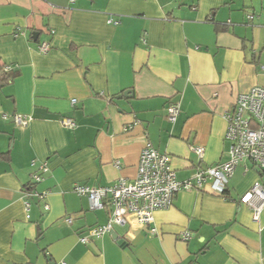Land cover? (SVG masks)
<instances>
[{
	"label": "crops",
	"instance_id": "crops-1",
	"mask_svg": "<svg viewBox=\"0 0 264 264\" xmlns=\"http://www.w3.org/2000/svg\"><path fill=\"white\" fill-rule=\"evenodd\" d=\"M0 64L13 75L0 86V264H264V208L254 221L240 201L264 186L249 162L226 198L181 191L149 226L113 225L117 239L81 242L110 210L73 192L134 180L146 146L170 158L178 181L227 161L223 116L264 87V0H0ZM16 114L29 124L17 127ZM41 163L48 172L33 185ZM28 187L47 195L25 212Z\"/></svg>",
	"mask_w": 264,
	"mask_h": 264
},
{
	"label": "built area",
	"instance_id": "built-area-1",
	"mask_svg": "<svg viewBox=\"0 0 264 264\" xmlns=\"http://www.w3.org/2000/svg\"><path fill=\"white\" fill-rule=\"evenodd\" d=\"M38 51L46 54L49 45L41 43ZM4 70L8 71L9 68ZM75 103L76 100L72 99L71 104ZM166 111L167 120L174 123L179 115L178 103H170ZM223 117L227 122L225 139L229 143L228 159L215 166L197 170L192 180L178 181L170 165V158L146 146L140 152L134 180L128 182L120 179L112 186L100 188L75 184L73 192L86 197L90 210H110L107 223L91 228L88 235L81 238V242L86 244L91 237L99 238L109 234L113 225H128L129 228L149 226L153 222V214L168 209L175 195L181 191L202 190L208 186L209 193L226 198L228 180L235 168L243 162L251 163L256 171L264 175V87L254 86L248 92L239 94L232 110ZM13 122L17 127L23 128L29 124L30 118L16 114L13 115ZM60 124L67 129L75 127L74 122L66 118L61 119ZM128 129L130 127L125 130ZM190 149L198 158H203L202 147ZM34 165L33 161L32 166ZM47 172V165L41 163L31 176L32 183L42 182ZM46 195V191L27 190L25 212L29 210L30 198L43 201ZM240 201L250 208L253 220L258 221L264 208V186L255 182ZM47 209L48 205L44 204V210ZM26 217L28 218V214ZM66 222L70 224L72 219L67 218ZM149 232L151 235L157 233L155 228H149ZM189 236V233H183L181 238L188 240Z\"/></svg>",
	"mask_w": 264,
	"mask_h": 264
},
{
	"label": "trees",
	"instance_id": "trees-1",
	"mask_svg": "<svg viewBox=\"0 0 264 264\" xmlns=\"http://www.w3.org/2000/svg\"><path fill=\"white\" fill-rule=\"evenodd\" d=\"M4 66L0 64V86L9 83L13 79V75L10 72H5L3 70ZM33 184V183H32ZM35 185V184H33ZM32 189L28 187V190Z\"/></svg>",
	"mask_w": 264,
	"mask_h": 264
},
{
	"label": "water",
	"instance_id": "water-1",
	"mask_svg": "<svg viewBox=\"0 0 264 264\" xmlns=\"http://www.w3.org/2000/svg\"><path fill=\"white\" fill-rule=\"evenodd\" d=\"M129 94H131V91L125 92L123 96L127 97ZM110 234H111L112 238L117 239V235L114 234L113 230L110 232Z\"/></svg>",
	"mask_w": 264,
	"mask_h": 264
}]
</instances>
